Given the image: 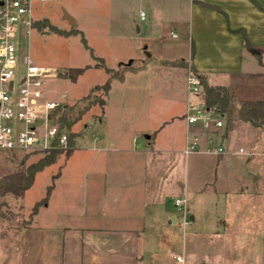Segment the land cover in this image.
<instances>
[{
	"label": "rangeland",
	"instance_id": "1",
	"mask_svg": "<svg viewBox=\"0 0 264 264\" xmlns=\"http://www.w3.org/2000/svg\"><path fill=\"white\" fill-rule=\"evenodd\" d=\"M172 4L173 0H46L34 4V18H47L65 30L79 29L93 51L92 54L84 45L81 35L63 36L48 29L32 28L29 34H18L15 38L21 54L53 71L54 75L48 80L53 91L47 97L65 108H60L59 115L67 112L74 120L80 111L86 110L72 126V131L89 132L93 128L101 134L105 131V123L99 122V118L105 119L107 109L102 86L112 73L108 74L101 65L96 67L99 63L94 56L103 58L106 67L116 73L125 67L146 68L138 74L126 72V82L118 84L108 99L115 109L116 125L122 119L121 122L133 123L132 129L141 130L136 144L148 145L147 137L157 133L154 129L163 126L173 114L181 116V109L174 107L171 100L178 95L173 83L184 78L179 77V72L183 71L177 66L166 67L160 61V58L178 60L179 64L188 57L187 37L171 23L176 18ZM65 12L75 18V27L66 20ZM142 12L146 14L144 20ZM121 63L124 66H120ZM68 68L84 71L77 79H67L63 84L57 75L59 77V73ZM239 93L238 96L233 93L237 108L246 101L264 99V73L254 75ZM132 99L136 102H129ZM92 109L96 112L93 110L95 113L91 117L88 114ZM224 122L220 134L227 132L228 136L222 140L220 135H214L213 142L215 146L221 145L224 153H193L187 159L181 153L168 157L160 155L164 169L157 181L161 180L162 189L166 188L163 193L169 204L175 205L174 199L185 198L187 164L190 221H193L191 210H196V223L201 222L211 230L217 226L216 222L228 217L235 223L240 236L247 233L248 237L256 239V247L247 253L255 260L264 248V131L238 118L230 125L225 118ZM78 137L72 153L69 156L65 152L59 154L53 164L39 171L32 187L22 197L10 194L0 199L4 213L0 217V264H61L64 228L86 223L85 219L73 215L75 209H86L89 204L85 200L86 189L79 186L85 179L80 164L96 158L95 153L82 155ZM177 147L180 149L181 145ZM241 148L244 153L240 152ZM251 152L256 153L249 155ZM44 156V152H0V179L25 169ZM173 156L181 159L179 167L182 170L178 171L179 183L171 188L168 187L172 172L169 161ZM152 160L157 162L158 158L153 155ZM241 192L253 197L258 195V214L254 212L246 219L236 216L235 206L227 204V197ZM194 194L197 201L193 200ZM44 199L46 203L34 213L35 205ZM183 246L178 245L172 254L180 252L182 255ZM244 246L230 245L231 250L234 249L231 258H239L246 251Z\"/></svg>",
	"mask_w": 264,
	"mask_h": 264
},
{
	"label": "crops",
	"instance_id": "2",
	"mask_svg": "<svg viewBox=\"0 0 264 264\" xmlns=\"http://www.w3.org/2000/svg\"><path fill=\"white\" fill-rule=\"evenodd\" d=\"M45 1L33 0V10L34 4ZM171 7L176 16L171 23L188 40V57L180 60L188 66L177 64L178 60L160 58V61L166 67L177 66L183 71L179 72V77L184 78L173 83L178 95L171 100L174 107L181 109V116L173 114L163 126L154 129L157 133L147 137L148 145L136 144L141 130L132 129L133 123L121 122L122 119L116 125L115 109L108 102L116 86L126 82L127 75L125 73L122 80H112L104 101L107 106L105 119L99 118L101 124L105 123V131L102 134L94 128L89 132L77 131L82 155L95 153L96 158L80 164L85 179L79 186L86 189L85 200L89 204L86 209H75L73 215L85 219L86 223L64 228L61 264H175L172 253L178 245H184L185 264H264V248L258 258H249L247 253L256 247V239L248 237L246 232L244 237L240 236L235 223L228 217L208 230L201 222L196 223L197 212L191 210L193 221L183 227L176 204H169L163 193L166 188L162 189L161 180L157 181L164 169L160 155H185L187 139L197 131L185 120L188 101L194 100L187 89L190 67L204 74L210 86L226 87L237 96L254 75L264 73V0H173ZM33 20L38 19L33 17ZM239 29L245 30L248 39L259 48L258 52L247 49L241 35L234 32ZM145 70L144 67H132L127 72L138 74ZM57 78L61 83H67V79L58 75ZM47 84L49 95L53 87L48 81ZM129 102H136V99ZM93 110L88 114L91 117L96 112ZM258 130L264 131V128ZM210 135L212 133H203L200 153H205ZM216 135H222L223 140L228 133ZM153 155L158 158L157 162H153ZM188 156L185 155L186 159ZM180 162L177 157L170 158L169 170L172 172L168 187L179 183ZM187 169L186 164L184 192L188 201ZM196 198L194 194L193 200L197 201ZM257 203L258 195L253 197L241 192L227 197V204L235 206L236 216L240 218L246 219L254 212L258 214ZM188 208L190 211L189 204ZM230 245H245L246 251L232 259L234 249L231 250Z\"/></svg>",
	"mask_w": 264,
	"mask_h": 264
},
{
	"label": "built area",
	"instance_id": "3",
	"mask_svg": "<svg viewBox=\"0 0 264 264\" xmlns=\"http://www.w3.org/2000/svg\"><path fill=\"white\" fill-rule=\"evenodd\" d=\"M33 0H0V152H46L72 149V130L62 124L56 111L62 107L50 99L47 81L54 75L45 66H39L21 54L15 38L30 33L33 28ZM144 20L146 14L141 13ZM189 99L185 120L198 129L189 135L185 155L202 152L203 133H212L207 139L205 153H224L221 145L215 146L214 135L224 128V117L215 106L209 107L201 99L202 86L199 79L189 72L187 76ZM222 136V135H220ZM244 153V149H240ZM252 155V153H249ZM264 156V154H263ZM181 213L183 227L190 225L188 201H175ZM175 264H185L181 254H172Z\"/></svg>",
	"mask_w": 264,
	"mask_h": 264
},
{
	"label": "trees",
	"instance_id": "4",
	"mask_svg": "<svg viewBox=\"0 0 264 264\" xmlns=\"http://www.w3.org/2000/svg\"><path fill=\"white\" fill-rule=\"evenodd\" d=\"M33 28H37L41 31L48 29L50 32L57 33L63 36H71V35H81L82 41L84 45L91 49L87 43L86 38L84 37L82 31H80L77 28H71L70 30H65L57 27L56 25L52 24L49 19H43V20H37L33 22ZM241 35L243 38V41L245 42V46L247 49H249L252 52H258L259 48L256 47L247 37V34L245 30L239 29L234 31ZM92 51V49H91ZM93 54V51H92ZM96 61L99 63L97 64L102 68H105L108 74L112 73V75L108 78L107 82L102 86V89L104 90L105 94L107 95L110 88H111V82L113 79H119L122 80L124 78V74L132 70L131 67H125L122 72L116 73L113 71V69L106 67L104 59L95 57ZM179 64L183 66H188L185 61H181ZM120 66H124V64H121ZM84 71V69L75 68V69H65L64 72L59 73V77L64 79H70L75 80L77 77ZM190 72L194 74L200 81L202 86L201 91V99L209 106L213 107L215 106L220 112V114L227 120L228 125H230L235 118H238L239 120L249 122L256 128H264V99H258V100H250L242 103L238 108L236 105V100L234 94H232L229 89L223 86H210L207 82L206 76L200 72H198L194 67H190ZM99 88V87H98ZM104 103V102H103ZM63 110L65 108L60 107ZM56 111V113L59 115V110ZM86 110L79 112V116L75 118L74 120L70 119L68 116V113L65 112L63 115L60 116V121L62 124L67 126L69 129H72V126L75 124V122L80 119L84 114ZM79 132L72 131L70 135V144L71 146L75 143V138L79 136ZM64 153L61 150L58 149H52L49 151L44 152L45 156L41 158L39 161L34 162L30 165H28L25 169L8 174L0 179V199L7 196V195H14L16 197H22L26 191H28L35 180L36 174L41 171L43 168H45L48 165L53 164L58 155ZM66 155H70L72 153V150H68L65 152ZM52 188V186L49 187V191ZM47 199H44L43 201L37 203L34 207L33 212L37 213L39 207L46 203ZM3 204L0 203V217L3 216V210H2Z\"/></svg>",
	"mask_w": 264,
	"mask_h": 264
},
{
	"label": "water",
	"instance_id": "5",
	"mask_svg": "<svg viewBox=\"0 0 264 264\" xmlns=\"http://www.w3.org/2000/svg\"><path fill=\"white\" fill-rule=\"evenodd\" d=\"M65 16H66L67 21L70 23V25L73 26V27H75L76 26L75 18H73L67 12H65Z\"/></svg>",
	"mask_w": 264,
	"mask_h": 264
}]
</instances>
